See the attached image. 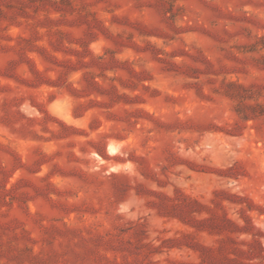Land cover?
I'll use <instances>...</instances> for the list:
<instances>
[{"label": "rangeland", "instance_id": "obj_1", "mask_svg": "<svg viewBox=\"0 0 264 264\" xmlns=\"http://www.w3.org/2000/svg\"><path fill=\"white\" fill-rule=\"evenodd\" d=\"M0 264H264V0H0Z\"/></svg>", "mask_w": 264, "mask_h": 264}, {"label": "bare ground", "instance_id": "obj_2", "mask_svg": "<svg viewBox=\"0 0 264 264\" xmlns=\"http://www.w3.org/2000/svg\"><path fill=\"white\" fill-rule=\"evenodd\" d=\"M113 149V148H112Z\"/></svg>", "mask_w": 264, "mask_h": 264}]
</instances>
